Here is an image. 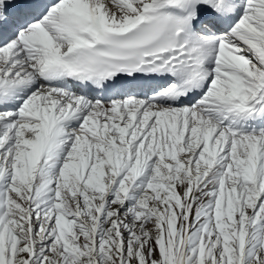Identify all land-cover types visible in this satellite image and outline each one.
Segmentation results:
<instances>
[{
    "label": "snow or ice",
    "instance_id": "6c2138e0",
    "mask_svg": "<svg viewBox=\"0 0 264 264\" xmlns=\"http://www.w3.org/2000/svg\"><path fill=\"white\" fill-rule=\"evenodd\" d=\"M0 264H264V0H0Z\"/></svg>",
    "mask_w": 264,
    "mask_h": 264
}]
</instances>
